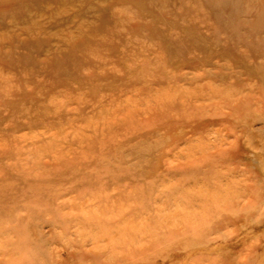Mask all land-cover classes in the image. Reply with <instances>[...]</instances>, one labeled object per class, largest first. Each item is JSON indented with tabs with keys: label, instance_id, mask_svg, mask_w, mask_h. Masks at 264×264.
Instances as JSON below:
<instances>
[{
	"label": "rangeland",
	"instance_id": "rangeland-1",
	"mask_svg": "<svg viewBox=\"0 0 264 264\" xmlns=\"http://www.w3.org/2000/svg\"><path fill=\"white\" fill-rule=\"evenodd\" d=\"M231 33L264 0H0V264H264V60Z\"/></svg>",
	"mask_w": 264,
	"mask_h": 264
},
{
	"label": "bare ground",
	"instance_id": "bare-ground-1",
	"mask_svg": "<svg viewBox=\"0 0 264 264\" xmlns=\"http://www.w3.org/2000/svg\"><path fill=\"white\" fill-rule=\"evenodd\" d=\"M238 1H241V0H238ZM195 9L196 8H193V9H191V12L194 14V15H196V13H195ZM196 11H197V9H196ZM218 15H219V13H217L216 12V14H215V17L217 18L218 17ZM217 22H218V24L219 25H222L220 22V20L219 19H217ZM217 29H219V27L217 26ZM230 35V34H229ZM231 36L233 37V38H235V39H237V40H239L240 42H242V43H244L245 45V48H247L248 49V52L250 51V52H253V53H255L256 55H257V58L258 59H262V60H264V54H262V53H259V52H261V51H264L263 49H264V37H263V40H257L255 37H254V35H242L241 33H231ZM226 41H228L227 43H225V45H227L228 43H229V40H226ZM218 44H220V43H218ZM214 45H216V44H214ZM210 46V45H209ZM208 46V47H209ZM218 47V46H217ZM256 50H259L258 52H256ZM237 53H238V56H239V59L240 60H242L243 62H248L249 61V57H250V55L248 54V56L246 57L245 56V54L244 53H242L241 51H238L237 50ZM220 55V54H219ZM218 54H216V57H218L219 56ZM227 57H231V53H228V55H227ZM213 59V58H212ZM212 59H209V60H206V63H208V64H211L212 65V62H213V60ZM258 62V63H257ZM256 63H253L252 64V66H251V68H254V69H249V73H250V75L252 76V77H256V80L258 81V82H260L261 83V87H262V93L264 94V63H261V62H259V61H257ZM11 64H12V62H11ZM230 69H232V67L230 66ZM221 74V77L224 79V84H228L229 83V85L230 86H233V88L235 87V88H237V89H239L240 87H241V89H240V91L242 92L243 91V87H245V85L244 84H240L239 82H237V81H232L231 79H229V80H231V81H229V80H227V79H225L224 78V75L225 74H227L226 75V77H230V78H233V77H239L238 76V72L236 71V70H234V71H232L231 73H223V72H221L220 73ZM208 76L209 77H211L209 74H208ZM176 78V77H175ZM196 84V83H195ZM194 84V85H195ZM244 85V86H243ZM237 86V87H236ZM204 88V87H203ZM211 89H213L212 87H211ZM236 89V90H237ZM197 90V89H196ZM195 91V90H194ZM217 91V90H216ZM218 92V91H217ZM221 92V93H220ZM220 92H218V93H220L221 94V96H223V95H225V97H232L234 94H230L229 92H227V91H225L224 89H223V91H220ZM197 93V92H196ZM245 93V92H244ZM198 94V93H197ZM238 94V91L236 92V95ZM245 95V94H244ZM254 99L256 98L255 96L253 97ZM258 99H259V96L257 97ZM263 149H264V143H263Z\"/></svg>",
	"mask_w": 264,
	"mask_h": 264
}]
</instances>
